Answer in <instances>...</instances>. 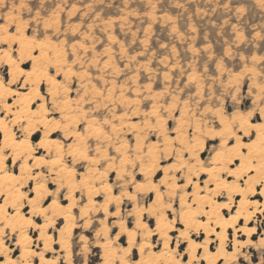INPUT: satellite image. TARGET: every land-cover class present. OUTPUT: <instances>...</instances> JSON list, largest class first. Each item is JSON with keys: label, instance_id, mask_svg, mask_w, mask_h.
I'll use <instances>...</instances> for the list:
<instances>
[{"label": "rangeland", "instance_id": "obj_1", "mask_svg": "<svg viewBox=\"0 0 264 264\" xmlns=\"http://www.w3.org/2000/svg\"><path fill=\"white\" fill-rule=\"evenodd\" d=\"M2 26H7L10 34H16L14 28L20 26L29 36L35 35L38 40H44L47 36L64 49L69 61L65 67L76 73L69 84L73 89H80L81 94L86 92L85 99L91 101L82 102L81 108L87 111L89 118L95 117L99 121L108 119L118 126V131L112 134L113 139L110 141L113 147L107 148L108 154L112 156L117 155L114 146L126 142L131 144V152H134L137 133L141 137L139 143L142 147H149L153 142L164 147L162 137L151 127L156 118L145 115L155 106L166 120L165 128L169 130L176 127L178 117H182L186 122L183 124L184 135L189 137L188 133H191L202 139L205 145L202 156L206 162L210 161L215 154L214 149L219 147L220 140L218 137L212 139L211 136L204 135L210 127L215 128L218 123L212 112L206 109L215 110L222 98L224 108L229 113H234L237 109L242 112L252 111L256 107L253 104L256 94L254 91L250 95L249 89L253 87L254 81L259 83L264 79V0H3V4L0 5V27ZM17 48L18 45L15 43L0 44V49L3 50ZM10 52L13 58L18 59V51ZM49 56L54 59L52 52H49ZM71 61L76 63L73 64ZM21 64L23 66L28 64L26 69L32 66V62L27 59ZM114 66L117 68H113ZM8 71L9 67L4 61H0V74L5 82L10 81ZM236 74H242L239 77V103L231 99L232 92L229 88L230 83H236ZM23 80L24 77H20L16 83L22 84ZM12 88L16 89L15 85H12ZM17 90L24 91V88ZM41 90L46 95L47 85H41ZM97 91L104 95H99ZM76 97V91L69 94L72 100ZM15 99L10 96L7 100L13 102ZM57 100L62 102L59 98ZM39 103L40 101L36 99V104ZM93 108L96 111H93ZM121 114L125 115L123 121L119 120ZM54 115L57 120L60 119L59 112ZM48 118L51 119L52 116ZM144 120H148L149 125H144L142 123ZM252 120L264 122L259 112ZM7 121L9 129H13L17 138L22 139L28 135L21 124L11 123V115H8ZM121 122L124 123L122 128ZM131 122L137 127L133 128ZM197 125L200 128L199 133L195 131ZM108 128L110 125L105 126L106 130ZM93 129L96 130V126ZM32 130H35V133L31 139L35 143L41 139L45 129L36 124ZM76 131H80V128L78 127ZM52 135L65 144L71 143V138L65 137L63 131L55 130ZM89 143L95 147V141ZM103 143L105 142L102 141V145ZM172 148L179 151L178 144ZM103 152L102 146L100 154L103 155ZM37 153L45 156V159L50 156L54 158V146L50 151L37 147ZM93 154L95 153H90ZM182 157L186 162H193L188 153H182ZM32 162L30 160L31 164ZM6 163L8 168L18 172L21 161L13 163L11 156H8ZM158 163L159 168L155 171L156 180L164 175L165 167H171L176 163V158L170 152ZM118 164L119 160L113 164V168ZM149 164L150 161L146 166ZM70 166L76 169L77 179L88 171V165L83 161L72 163ZM104 171L108 172L107 177L116 194H122L120 215L106 219L101 210L95 207L90 209L88 217L81 216L79 208L86 203L87 194L86 191L75 189L77 206L74 209L71 252L77 264H105L101 258V249L98 247V242L105 241V237L102 234L98 236V230L106 223L113 238L118 234L116 221H127L133 226L135 218L134 215H130L131 209L146 211L154 199L153 192H141L138 193L137 201L129 200L124 195L126 191L134 192L132 184L129 183L125 189L121 186L115 171L107 169L106 165L99 169V172ZM36 172H43L47 176V185L55 193L54 197H46L43 204L56 197L68 203L65 196L69 188L66 186L57 192L58 183H52L53 179L60 180L61 177H54L44 167H33V174ZM184 173L186 172L174 171L169 172V175L178 177L181 184L185 182ZM126 176L128 182L132 176L136 177V181L143 182L139 167L128 166ZM192 177L198 179L197 175ZM200 178L206 179L207 175L201 174ZM101 180L104 181L105 177ZM33 186L34 181L30 180L23 190ZM164 189L161 188L162 191ZM191 190L192 187L189 191ZM180 194L182 191H178L176 198L165 197L166 201L171 200L177 211ZM94 196L97 202L104 201L105 195L101 191L99 195ZM111 209V212L116 211L115 206ZM145 211L143 213L145 220L154 227L155 220L150 219ZM168 212L173 218L174 213L171 210ZM34 219L40 223L45 222L41 216H34ZM255 219L258 233L253 238L258 239L264 229V213H257ZM86 221L90 223L85 224ZM241 222L243 223V220ZM69 226L70 223L58 218L55 224L49 227V231L56 241L57 230L59 228L67 230ZM177 226L183 227L181 224ZM28 232L35 239L33 248L42 251L43 244L37 239L38 231L30 228ZM82 237L86 239L83 240ZM119 237L120 243L126 245L127 237L123 235ZM18 238V234L11 235L6 241L7 246L14 250L11 254L13 256L20 254V247L16 245ZM232 239L233 231L230 230L228 244L231 246ZM156 242L157 237L154 239V243ZM185 246L186 244L180 247L181 252ZM244 252L247 253L248 259L241 257L238 264H260V260L264 258L262 255L264 249L259 247H246ZM133 253V259H138L136 248L133 249ZM48 254L51 258L57 259L58 264H65L64 251L59 244L54 243V250ZM35 260L38 262V259Z\"/></svg>", "mask_w": 264, "mask_h": 264}, {"label": "snow or ice", "instance_id": "obj_2", "mask_svg": "<svg viewBox=\"0 0 264 264\" xmlns=\"http://www.w3.org/2000/svg\"><path fill=\"white\" fill-rule=\"evenodd\" d=\"M3 4V0H0V5ZM0 31L5 33L9 32L7 26L0 28ZM14 33L10 34L7 39L0 40V43L11 45L13 43L18 44V49H10V51H18V59H12L9 56L8 63L11 65H17L16 73L19 76L24 77L22 84L16 83V76L14 75L12 80L7 84L3 79H0V100H4L5 96H12L16 98L17 105L16 111H13V106L6 101L3 106H0V174H3L4 183H0V264H34L33 257H39L41 264H57V261H45L43 254L33 250V241L30 236L26 234L30 228L41 229L42 226L35 223L34 216H44L46 220H51L52 217L63 215L66 211L71 216V207L63 209V205L56 199H52L49 208H44L42 202L46 197H54L55 193L49 191L47 187V176L43 172H36L33 174V167H44L46 171L51 173L54 177L60 176V180L53 179L52 183H59V188L68 187L69 189H76L81 192H87L89 203H93V196L100 194V189H94L89 183L91 176L89 175L93 171L99 172V169L107 166L109 170H115L113 164L119 160V166L121 172L127 170L128 166L133 168L139 167L140 171L145 175L144 183L135 184L137 192H155L156 202H163V194L160 193L159 186L154 184L151 180V174L157 171L159 168V161L171 154L176 158V163L171 167L164 169L165 178L160 181L161 185H164L169 190V196L176 194L177 189H183L187 185L194 183L191 176L199 175L201 172L206 173L209 176L210 182L216 183V189L214 195L228 196V203L216 204V201L212 199L207 193L205 196L200 197L197 194L185 193L192 197V203H188L184 200L183 196L180 197V210L178 216L182 219L186 228L190 231L198 232L201 230L214 231L210 227L211 214L219 215L220 209H228L232 204V195L240 194L242 197L252 191L251 187L247 189L241 187L242 184H247L248 181L253 179V176L258 174L257 182L264 188V123H253L252 117L257 112L264 118V79L259 83L253 82V87L249 89L251 95L255 91V99L253 104L256 105L252 111L242 112L237 109L234 113H229L224 108V100L221 98L219 106L215 110L207 108L206 111L212 112V115L218 123L215 128L210 127L208 132L204 135L211 136L212 139L219 138L220 143L217 149H214V156L211 157L207 163L204 160L199 159L193 153L202 150L205 145L204 141L198 136H193L188 133L189 139L185 140L183 124L184 121L177 123L176 127L167 129L164 125L160 124V120L163 119L159 116V113L155 106H153L151 113H145L146 116L151 115L157 117L154 124L151 125L152 130L156 132L163 139L165 147H161L159 143L152 144L150 147H142L139 143L141 139L139 133L136 136V147L134 152H131V144L124 143L114 146L116 156L109 155L107 152L108 147H113L110 141L113 139V133H116L117 126L112 124L110 120L104 119L102 121L96 120L95 117L89 118L87 111L81 108V103H90V100H86L87 93L81 94L80 89H73L69 84V81L76 76V73L71 68L65 67L69 61L67 60L66 53L58 54L60 57L55 61L45 53L44 49L48 47V37L44 40H38L35 35L28 37L23 34V29L19 26L14 28ZM18 34V35H17ZM75 46H73L74 49ZM3 49H0L2 51ZM37 50H39L37 52ZM33 53H37L33 55ZM8 55V52H5ZM25 59L32 62L31 71L25 72L24 69L19 68V62ZM76 63V61H71ZM24 68H28V64H24ZM251 71V70H249ZM237 80L235 84H229V88L232 92L231 99L239 103V77L242 74H236ZM47 85V94H43L41 85ZM12 85H15L16 89L21 87L24 91H14ZM29 88L31 89L29 91ZM83 88V85H81ZM73 91L77 92L75 100L69 98V94ZM103 96L104 93L98 92ZM49 97H51V103L49 104ZM39 99L40 103L36 104V99ZM61 99L64 107H61L57 103V99ZM29 106L35 107V111H31ZM96 111L95 108L92 109ZM69 111L71 114H69ZM60 113V119H56L54 113ZM11 114V123L21 124L24 132L30 133L33 129L32 117H39L36 120V124L43 125L45 129V141H42L39 148H49L47 143V137L49 132L53 130H60L64 132L65 137L71 138V143H62L60 141L54 142L56 145V154L48 159H42L33 154L37 151V147L30 144L28 137L19 140L14 137H9V122L7 121L8 115ZM52 116L51 119L48 117ZM73 117H76L74 119ZM27 122L26 124L24 122ZM144 125H149L148 120L142 121ZM96 126V130L93 131V126ZM166 124V120H165ZM110 125L107 130L105 126ZM51 126V127H50ZM80 131H76L77 128ZM123 127V125H121ZM133 128L137 125H132ZM191 127V125H189ZM197 133L200 132V128L197 125L195 128ZM146 138V137H145ZM247 138V139H246ZM196 141L193 146L192 141ZM89 141H95V147ZM102 141L105 142L102 145ZM179 145V151H176L171 146ZM102 146L104 147L103 155H101ZM125 149V152H122ZM95 153L90 155V153ZM131 152V156L129 155ZM182 153H188L193 163L191 165L183 160ZM8 156H11V161H21L19 167V175H14L12 169L8 168L5 164V160ZM65 157L69 159L66 160ZM134 157V158H133ZM147 157V160L145 159ZM28 159H33L34 165L29 166L27 164ZM80 161L86 162L88 165V171L79 179H76V169L71 167L70 164L78 163ZM151 161L150 167L146 168V164ZM196 171L193 172L192 169ZM182 171L188 173L185 185L177 183L178 177L169 176V172ZM251 173L252 175H249ZM64 174V175H61ZM108 172L104 171L100 173L97 179L103 176H107ZM118 179H123L119 176ZM34 181V187L27 188L25 191H21L25 187L27 181ZM65 181L67 183H65ZM75 181V183H73ZM171 181V182H169ZM103 184V181H102ZM106 193H111V185H103ZM198 187V185H197ZM208 191H212L209 189ZM35 193L31 198L30 193ZM264 194V193H262ZM71 197V191H70ZM131 200H136V196L129 195ZM117 204L120 202V197H116ZM110 201L105 202L103 211L108 213L107 204ZM196 204V207H193ZM209 204L214 207H209ZM172 202L169 200L163 203L164 209H171ZM209 207V211L205 212L204 208ZM243 207V200L241 202ZM27 209H30L31 215L28 214ZM24 210V211H22ZM145 211V210H141ZM151 213V210H147ZM51 212V217L47 214ZM111 215L119 216V211L111 213ZM239 213L237 214V216ZM139 216V213H137ZM163 219V212L160 213ZM237 216L232 217L234 222ZM207 217V221L203 219ZM199 218V219H198ZM228 221H224L222 226H227ZM48 223L43 225V228H47ZM172 226V222L158 223L157 231L163 232L167 235V230ZM234 226V225H233ZM121 228L123 229V222H121ZM137 228L145 230V237L151 236L154 233L148 228L147 224L142 223L139 219L137 221ZM70 234L71 228L67 229ZM250 231H255L251 229ZM19 235V239L16 241L17 245L22 249L20 258L12 259L11 254L13 249L6 246V241L11 235ZM138 233L136 231H128L129 247L123 249L124 259L120 260L119 264H181V261L177 258L178 254L169 249L167 242L163 244L165 252L159 253V255L153 254L155 259L149 257L148 259H140L133 261L128 259L131 256V250L136 245L133 238ZM63 236V232L61 233ZM99 236L100 234L97 233ZM181 237L184 239H190L188 232H181ZM41 239H44L43 231H41ZM119 235L116 237L119 240ZM51 240V237H48ZM221 240L223 241V234H221ZM249 244L251 241L248 242ZM193 252L196 249L203 248L204 252H207V245H200L192 241ZM47 248V245L45 246ZM152 246L148 243L139 246V253L141 257L145 256V250L150 249ZM242 246L237 242L236 252L224 255L221 254L224 250V245L221 243V250L211 255L205 256L206 264H238V256L240 248ZM257 247L264 249V240H261ZM264 255V254H262ZM199 257H194L198 259ZM247 258V257H246ZM105 264H108L106 259ZM189 264H192L189 261ZM260 264H264V258L260 260Z\"/></svg>", "mask_w": 264, "mask_h": 264}, {"label": "bare ground", "instance_id": "obj_3", "mask_svg": "<svg viewBox=\"0 0 264 264\" xmlns=\"http://www.w3.org/2000/svg\"><path fill=\"white\" fill-rule=\"evenodd\" d=\"M3 27H5V26H2L0 28H3ZM23 34L25 36L31 37V36L28 35V33L24 29H23ZM9 35H10L9 32L5 33L3 31H0V40L7 39L9 37ZM47 43H48V47H46L44 49V51H45V53H47L48 56H49V52H52V56L54 58V59H52L53 61H55L56 59L62 58L58 54L66 53L62 47H59L57 44H55L51 40L48 39ZM5 52H8V55H5ZM33 55H36V54L33 53ZM9 56H11L12 59H15V58H13V56H12L10 51H8V50L0 51V61H4V63L9 67V71L8 72H9V75H10V80H12L14 75L16 76V80H17V79H19L22 76H19L16 73L17 65H11V64H9L7 62L8 59H9ZM18 66H19V68L24 69L25 72L31 71V68H32V66H31L30 69L24 68V66L21 64V62H19ZM113 68H117V67L114 66ZM0 79H3L1 74H0ZM5 83L7 84V82H5ZM13 90L16 91L17 89L13 88ZM8 97H10V96H5L4 100H0V104L3 106L4 102L6 101L8 104L13 106V111H16L17 100L15 99L13 102H10V101L7 100ZM57 103L59 105L61 104L62 105L61 107H64L63 102H58V100H57ZM29 107L31 108V111H35L36 110L35 107H32V106H29ZM151 111H152V109L150 110V113H151ZM69 114H71L70 111H69ZM9 115H11V114H9ZM0 116H2L1 113H0ZM159 116L162 117L160 114H159ZM155 118L157 120V117H155ZM37 119H39V117H32L33 127H35ZM124 119H125V115L121 114L119 116V120L123 121ZM177 120H178V122H180V121H183V118L182 117H178ZM263 120H264V118H263ZM127 121H128V119H127ZM164 121H165L164 119H161L160 120V124L164 125V127H165V124H164L165 122ZM252 122L253 123H257V124L264 123L263 121L262 122H255L253 120H252ZM121 123H123V122H121ZM121 125H124V123L121 124ZM130 125L132 126V125H136V124L131 122ZM41 126H43V125H41ZM93 127H95V126H93ZM93 130L95 131V129H93ZM117 130H118V128H117ZM119 130H121V129H119ZM54 131L55 130L49 132L48 137H47V141L46 142L49 143L50 147L49 148H41V149L50 151L51 147L54 146V150H55V154H56V145H55L54 142L60 141V140L58 138H55L52 135ZM207 132H208V130H207ZM34 133H35V130H32L30 133H28V135H27L28 141H29L30 144H32V145H34V146L39 148L40 143L42 141H45V130L43 132V136L41 137V139L38 140L35 143H33L32 139H31V137H32V135ZM8 135H9V137H12L14 135V137L17 138V136H16L15 132L13 131V129H9ZM182 138L185 139V140L189 139V137H187L186 135H184ZM17 139H19V138H17ZM22 139H24V138H22ZM22 139H19V140H22ZM192 142L194 143V144H192L194 146L196 144V141L193 140ZM152 144H157V143L153 142V143L150 144V146ZM164 147H165V145H164ZM122 152H125V151L122 149ZM203 152L204 151L201 150L200 152L193 153V155L197 156L199 159L204 160L206 162L205 158L202 156ZM33 155L34 156H38V157H40L42 159H45V156L40 155L39 153H37V151ZM7 158L5 160V164L6 165H7V163H6ZM145 158H147V157H145ZM30 160L33 161V159H28L27 164L29 166H31L32 164L34 165V161L31 164ZM187 162H188L189 165H191L193 163V162L191 163L189 161H187ZM150 165L151 164L146 166V168L150 167ZM19 167H20V165H19ZM19 167H18V172L13 171L14 175H19L20 174L19 173ZM165 168H168V167H165ZM114 169H115L114 171L117 174V178L119 176L123 177V179H118V180L121 181V186L123 188L127 189V185L129 183H131L132 186H133L134 192H127L126 191V194L124 192V194H125L124 196H126L128 198L129 195H134V196H136V200H131L129 198L128 199L131 200V201H137L139 199L138 193H141V192H137V190L135 188V184L144 183V181H145L144 173H142L140 171V169H139V174L142 175L143 182L136 181L135 180L136 177L134 178L133 176H132V178H130V180L128 182L127 181V176H126V171L121 172L119 164ZM192 171L195 172L196 169L193 168ZM100 173H102V172L93 171L92 173H90L89 175L91 176V179H90L89 183L93 186L94 189H97V188L100 189V191L105 195L104 201L99 203L95 199V196H93V198H92L93 199V203L90 204L89 200H88V194L86 192L87 201H86V203L83 206H81L79 208L81 216H86L87 215V217H88L90 209L91 208H95V207H98L101 210L102 214L105 215L106 219L110 218L111 216H114V215H111V213H114L116 211L120 212V210H121L120 206H121V201H122V196H121L122 194L121 195L120 194H116L114 186L109 182V179H108L107 176H103V177H105L104 181L101 180L103 177H101L100 179H97V177L100 176ZM201 174H206V173H202L201 172L199 175H197L198 176L197 180L193 179V177L191 176V179H193L194 183L191 184V185H187L183 189H177L176 190V194L172 195V197L176 198L178 196L177 195L178 191H182V194L179 195V208H178L179 210H180V207H181V204H180V197L181 196H183V198H184V200L186 202L192 203V197L189 196V195H185V193H192V194H197L198 193V195L200 197L205 196V194L207 193L209 196L212 197V199H214L216 201V204L228 203L227 194L220 195V196L214 195L213 193H214V191L216 189V183L215 182H210L208 174H206L207 175L206 179L201 180V178H200ZM61 175H64V174H61ZM249 175H252V174L249 173ZM172 176H174V175H172ZM183 176L185 177V182L184 183L180 184L179 179L177 180V183L180 184V185H185L186 184V179L188 177V173H184ZM2 177H3V174H0V183H4V180H3ZM164 178H165V175H163L161 178L156 180V172L151 174L152 182L159 186L160 193L163 194V202H159L158 203V202H156V193L153 192L154 193V199L152 200V202H150L148 208L145 211L150 219L153 218L155 220V226L154 227H152L150 225L149 221L145 220L144 215H143L144 211L137 210V209H131L132 212L130 213V215H134V218H135V220L133 221V226H130L127 221H121V220L116 221L115 222V227L118 228V234L116 236H114L113 238H111V236H110L111 231L107 227L106 223L103 224V226H104L103 228H100L98 230L97 233L102 234L103 237H105V241L98 242V247L101 249V258L104 259V261H106V259H107L108 264H116V263H119L120 260L124 259L123 249H127L129 247V237L127 235L128 231H136L138 233L133 238L134 244L136 246L132 248L131 256L128 257V259L133 260V261H137V260H140L142 258L143 259H148L149 257H151L152 259H155V256L153 254L159 255V253L166 251L164 249V247H163V244L165 242L168 243L170 250H173V251H175L178 254L177 258L181 261V264H189V261H191L192 264H203V262L206 264L204 257L208 256V255H211V254H213L215 252L220 251L221 250V243H223V245H224V250H223V252L221 254V257H223L224 255L236 252L237 242H239V244L242 247L240 248V253L241 254L238 256V259L241 258V257L244 258V259H248L247 255H246L247 253L244 252V248H246V247L258 248L257 245H259L261 240H264V229L261 232L262 233L261 237H259L258 239H254L253 238V236L258 233V231H257V221H256L255 217H256L257 213H260V214L264 213V194H262V193H264V188H262L261 185L257 182L258 174L254 175L253 179L251 181H248L247 184H242L241 185V187H245L246 189L248 187H251L252 191L247 192L243 197L240 194H238V193L237 194H233L232 195V201L233 202H232V204L230 205V207L228 209H220L219 210V215L210 213L211 221H212V223L210 224V227L213 228L214 231L201 230V231H198V232L190 231L188 228L185 227L182 219L178 216L179 210L177 211L173 204H172L173 206H172L171 209H164L163 203L168 202V201L165 200L166 199L165 197H169V194H168L169 190L164 185L160 184V181L162 179H164ZM29 181H27L26 184H28ZM57 181H59V180H57ZM102 181H103V184H102ZM169 182H171V181H169ZM65 183H67V182L65 181ZM73 183H75V181H73ZM103 185H111L112 186L111 193H106L104 191ZM197 185H198V187H197ZM58 186H59V183H58ZM47 187H48L49 191L52 192V189L48 185H47ZM190 187H192L191 191H189ZM161 188H165L164 191H162ZM209 189H211L212 191H208ZM21 191H24L23 188L21 189ZM70 191H71V197H70ZM74 191H75V189H69L68 190V193L65 196V199L68 200V203L63 202L58 197L54 198V199L58 200L63 205V209H65V210L68 209L70 206H72L71 207V216H69L66 211L64 212L63 215H58V216L52 217L51 220H46V218L44 216H41L44 219V221H45V222H41V223L37 222L34 219V217H33L35 223L42 226L41 229H35V228H33V229L35 231H38L37 239H38V241H41L42 244H43L42 251H37L34 248H33V250L43 254L45 261H53V260H55V261H57V264H58V260L51 258L49 256V254H48L49 251L54 250V243H57V244L60 245L61 250L64 251V263L65 264H77L76 261L73 259L72 252H71V238L73 236V230H74L73 221L75 220L74 209L77 206V200H76V196H75ZM34 195H35V193H34ZM34 195H29V197L31 198ZM116 197H120V202L118 204H117L116 199H115ZM106 200L110 201L107 204L108 213H105L103 211V208L105 206ZM242 200H243V207H241ZM51 201H49L48 203H45V204H43V202H42V206L44 208H49L50 205H51ZM112 206L116 207V211L111 212ZM193 207L195 208L196 204H193ZM209 207H214V205L209 204ZM209 207H205L204 211L208 212L209 211ZM147 210H151V213L149 211H147ZM168 210H171L172 213H174V217L173 218L170 217ZM27 212H28L29 215H31L30 209ZM161 212H163V219L160 216ZM137 213H139V216H137ZM238 213H239V215L237 216ZM47 215L49 217H51V212H49ZM37 216H39V215H37ZM233 216H237V219L234 222L232 221V217ZM58 218L65 220L66 223L67 222L70 223L69 228H71V232L69 234L68 231L65 230L64 228H59L57 230L58 237H57V239L55 241L54 235L49 231V227L51 225L55 224V222H56V220ZM138 219L142 223L147 224L148 228L151 229L154 234L151 235V236L145 237V235H144L145 230L142 229V228H139V229L137 228ZM203 219L205 221H207L208 218L207 217H203ZM242 220H243V223L241 222ZM168 221L172 222V226L170 228H168L167 235L165 236L163 232H158L156 229H157V224L158 223H167ZM224 221H228V225L227 226H222ZM121 222H123V229H125L124 231H122ZM46 223H48L49 226L47 228H43V225H45ZM89 223H90L89 221L85 222V224H89ZM177 224H181L183 227H178ZM251 229H255V231H250ZM230 230L233 231L232 246L228 244ZM41 231H43L44 239L40 238L41 237ZM186 231L188 232V235H189L190 239H184L183 237H181V235H180L181 232H186ZM62 232H63V236L61 235ZM26 234L28 236H30L32 241L34 242L35 239L28 232V230H27ZM202 234H204L203 238H202ZM221 234H223V241L221 240ZM118 235H123V236L127 237L126 245L121 244L120 243V239L119 240L116 239V237ZM48 237H51V240H49ZM139 237H140V241H138ZM156 237H157V242L154 243V239ZM244 237H246V238L244 239ZM82 239L85 240L86 238L82 237ZM174 241H175V243H174ZM192 241H195V243L200 244V245H205L206 244L207 245V252H204L203 248L196 249L195 252H193V250H192L193 249ZM249 241H251L250 244L248 243ZM145 243L150 244L152 247L150 249H146L145 250V256L141 257V254L139 253V246L143 245ZM159 243H161V246H159ZM185 244H186V246H185L184 250L181 252L180 251V247H182ZM16 245H17V243H16ZM46 245H47V248L45 247ZM6 246H7V244H6ZM134 248H136L138 250V259H133V254H134L133 253V249ZM21 251H22V249L20 248V254H18L17 256L11 255V258L18 260L20 258V255H21ZM186 257H188V258H186ZM194 257H199V258L198 259H194ZM35 258L38 259V262H37V260H35ZM33 261H34V264H41L39 257H33ZM219 263H220V261H218V264ZM85 264H87V263H85Z\"/></svg>", "mask_w": 264, "mask_h": 264}, {"label": "trees", "instance_id": "obj_4", "mask_svg": "<svg viewBox=\"0 0 264 264\" xmlns=\"http://www.w3.org/2000/svg\"><path fill=\"white\" fill-rule=\"evenodd\" d=\"M35 136H37V135H35ZM35 136H34V137H35Z\"/></svg>", "mask_w": 264, "mask_h": 264}]
</instances>
